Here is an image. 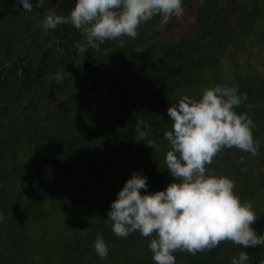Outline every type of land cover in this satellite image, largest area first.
I'll list each match as a JSON object with an SVG mask.
<instances>
[{
	"label": "trees",
	"instance_id": "1",
	"mask_svg": "<svg viewBox=\"0 0 264 264\" xmlns=\"http://www.w3.org/2000/svg\"><path fill=\"white\" fill-rule=\"evenodd\" d=\"M0 264H264V0H0Z\"/></svg>",
	"mask_w": 264,
	"mask_h": 264
},
{
	"label": "rangeland",
	"instance_id": "2",
	"mask_svg": "<svg viewBox=\"0 0 264 264\" xmlns=\"http://www.w3.org/2000/svg\"><path fill=\"white\" fill-rule=\"evenodd\" d=\"M201 1V0H200Z\"/></svg>",
	"mask_w": 264,
	"mask_h": 264
}]
</instances>
